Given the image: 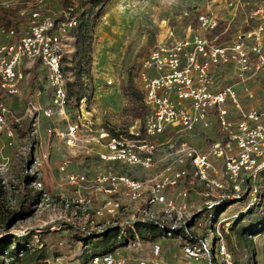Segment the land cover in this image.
Listing matches in <instances>:
<instances>
[{
  "label": "built area",
  "instance_id": "obj_1",
  "mask_svg": "<svg viewBox=\"0 0 264 264\" xmlns=\"http://www.w3.org/2000/svg\"><path fill=\"white\" fill-rule=\"evenodd\" d=\"M18 2L22 0H7L0 8L6 9ZM37 3L41 4L40 0ZM226 6L235 7L236 3L227 1ZM39 7L32 6L28 12L18 13V22L6 17L20 26L0 27V134L9 137L14 127L19 128L22 121H28L29 135L38 146L41 145L38 122L41 118L56 117L66 122L59 136L67 149L80 146L87 156L97 157L103 170L94 175L66 172L67 159H62L57 166L56 170L64 173L63 181L77 193L64 202L65 208L73 207L74 214L80 211L85 217L99 218L100 229L121 226L116 218L131 204L134 222L153 221L174 229L192 220L193 229L203 222L202 218H193L201 208L191 210L184 189L173 197L167 193L181 181L188 179L192 185V182L202 184L205 193L201 195L209 198L203 203L207 208L213 206L211 199L232 200L246 189L254 193L251 183L264 169V110L252 107L243 110L236 86L243 87L245 99H253V91L245 88V84L249 77L264 69V4L248 14V21L253 23L251 30L220 43L215 41L219 22L213 14H197L195 24L185 27L184 36L167 27L134 73V83L147 108L143 118H131L118 131L102 125L93 135H90L89 119L94 109L89 99L84 96L75 100L67 98L65 93V84L73 81L71 72L64 68L66 56L74 51V39L68 31L76 25L77 17L61 11L55 18L41 12ZM229 67L233 70L234 83L217 85L213 71ZM31 72L36 82L43 80L47 86L42 91L46 104L41 107L39 94L30 93L18 116L7 101L20 98V84H25ZM86 83L87 78H82L84 88ZM106 84L110 85V81ZM70 115L73 121L69 123ZM212 123L218 138L205 152L181 138V132L191 133L198 126L208 128ZM51 134L50 128L45 130L46 137L50 138ZM43 153L39 156L36 150L32 152L31 168L39 167L49 156L48 152ZM158 154L162 156L157 158ZM157 163H160L158 173L143 180L112 169L115 165H124L146 171ZM32 184L37 190H43L41 182ZM216 192L220 196L214 198ZM219 216H207L209 228L203 229L204 235L195 236L197 242H182L179 264H200L204 260L206 264L211 261L233 264L222 233L224 220ZM137 248H140L137 241H126V251ZM158 252L159 247L152 246L151 253ZM80 264L164 263L156 257L146 262L114 251Z\"/></svg>",
  "mask_w": 264,
  "mask_h": 264
},
{
  "label": "rangeland",
  "instance_id": "obj_2",
  "mask_svg": "<svg viewBox=\"0 0 264 264\" xmlns=\"http://www.w3.org/2000/svg\"><path fill=\"white\" fill-rule=\"evenodd\" d=\"M37 1L39 0H22V2L2 10L8 12L9 16L7 17L13 18L15 21L20 19L18 13L28 12L30 7L36 5H40L41 12L55 18L60 11H63L61 0H40L41 4H38ZM227 1L229 0H112V6L115 8L107 13V7H105L92 27L90 51L87 57L88 66L85 65L84 57L81 62L83 67L82 78H87L85 97L89 99L91 108L94 109L89 119L90 124H92L89 128L92 133L90 135H93L94 131L102 125L115 131L128 125L131 118L125 117L122 113L124 100L121 97L120 85L128 77H131L134 82V73L139 67L140 60L153 49L160 33H163L167 27H174L180 36H184L185 27L187 25L193 26V19L196 14L210 15L213 13V15L219 16ZM235 1L238 2V8L235 18L228 26V29L231 30L229 39L236 35H243L250 30L252 24L246 20L250 13L249 10L264 4L263 0ZM6 2L7 0H0V7ZM222 22L219 23L218 30H221ZM11 25L14 28L20 26L15 22ZM72 48L74 51L67 55L64 60L65 69L72 67L75 40ZM71 74L72 79H74L72 72ZM213 76L217 85L234 83L233 70L230 67L214 70ZM107 81H110V85L106 84ZM30 85L31 87L22 84L20 86V98L17 100L16 98H9L7 101L18 116L21 114L24 101L30 93L33 95L38 93V98L43 97L42 100L38 99L41 107L46 104L45 97L42 95V91H45L47 87L45 82L42 80L38 83L31 80ZM246 87L253 91V99H245L241 90L243 87L236 86L241 108L247 110V108L252 107L264 110V69L257 75L249 77L245 84ZM16 101H19L20 104H17ZM70 108L72 109V107ZM71 117L70 115L68 118L69 123L73 121ZM38 124L41 139V145L38 146L35 138L29 135L28 121H22L19 128L14 127L13 134L9 137L0 134V210L10 217L11 222L5 227L0 221V237L13 235L18 239L19 246H28L29 249H37L40 245L49 247L55 245L60 251L61 258L64 257L65 259L55 261L47 258L48 264H66L71 260H85V258L105 251H115L130 256L129 251L124 252L126 244L122 241L121 230L123 228L119 229L120 234L114 232V234L102 235L107 230L100 229L99 224L102 220L90 215L85 217L80 211L74 214L73 207L65 208L64 202L74 198L77 193L73 187H69L63 181L64 173L60 174L56 170L57 166L62 159H67L69 164L66 172H85L94 175L103 170L95 159V155L88 157L80 146L74 150L65 147L59 134L64 132L66 122L53 117L51 119L41 118ZM48 128L52 130L50 138L44 135ZM216 129L215 125L208 128L198 126L191 133L181 132V138L198 151L205 152L217 137ZM88 147L95 150L92 143H88ZM35 150L39 156L43 155L44 151H48L49 156L42 161L39 167L31 168L32 152ZM156 165L153 169L146 171L124 165H115L112 169L116 173L143 180L146 178V174L158 171L160 167L156 169ZM261 174L262 172L251 183L255 191L261 183ZM30 177H34V179L30 180ZM188 181V179L183 180L175 189L169 190V196L173 197L178 191L184 189L187 191V198L192 211L204 208L203 203L209 198L201 195L205 193L202 184L192 182L194 183L192 185ZM32 182H41L43 190L34 188ZM50 188L55 189L51 191ZM50 192L51 196L46 195ZM217 195L220 196L216 192L213 195L214 198ZM255 196V192L249 193L242 201L233 203L219 217L220 220H224L222 233L225 243H227L225 239V235H227L228 244L234 256L248 252L249 256L252 255L250 264H264V228L258 231L259 234L247 235L246 239L242 237L239 239L234 231L231 232L230 230L236 219L249 211L256 200ZM132 206L131 204L125 212H119L116 218L117 224L127 227L134 223L131 220ZM1 216L0 213V219H2ZM225 223L226 226L223 225ZM65 224L86 230L92 235V240L85 245L75 243ZM189 226L191 227V223ZM205 228L208 229L209 226L204 216L199 228H190V233L193 236L204 235L203 229ZM124 236L129 239L133 237L140 245V248L131 249V252L132 250L136 252L135 255H132L134 258L147 262L156 257L158 261L165 264H179L180 245L183 242L180 237L174 238L172 235L165 234L150 240H142L136 231L131 230L129 232L126 228L124 229ZM154 245L159 247L157 255L151 253ZM2 259L3 264H10L11 262L8 258ZM237 262L247 264L244 263L245 259L242 256L237 259ZM206 263L207 261L204 260L200 264Z\"/></svg>",
  "mask_w": 264,
  "mask_h": 264
},
{
  "label": "trees",
  "instance_id": "obj_3",
  "mask_svg": "<svg viewBox=\"0 0 264 264\" xmlns=\"http://www.w3.org/2000/svg\"><path fill=\"white\" fill-rule=\"evenodd\" d=\"M112 0H61V7L63 11L69 12V15H75L76 25L74 28L68 31V34L75 40V53L73 59L71 61L72 67L70 70L73 73L74 79L72 82H67L65 85V93L67 98L79 99L86 95V88H84L82 84V69L81 66L82 58L85 59V65L88 66V53H89V45L91 40V30L95 23L96 18L102 12V10L108 5V3ZM264 1V0H263ZM9 16L7 12L0 8V27L6 28L11 25V22L6 18ZM3 21H6L4 23ZM196 22V17L193 19V25ZM192 26V25H191ZM221 30H218L220 25L218 24L214 35L216 36V43H220L228 40L231 30L228 29L229 24H222ZM88 72V71H86ZM121 97L124 100V106L122 109V113L125 117H129L132 119H142L145 113L147 112V108L143 105L142 95L138 90L136 84L133 82L131 77H128L125 82L120 85ZM261 183L259 184L255 196L254 204L249 208V211L245 214H242L240 218L236 219L233 226L230 228L231 232L239 237L245 238L246 236H250L253 234H259V230L264 228V170L261 171ZM260 174V172H259ZM30 180H33L34 177H30ZM27 179V180H29ZM255 190V188H254ZM248 193V189H246L245 193H243L239 198H234L232 200H228L226 198L222 199H211L214 201L213 206L210 208L204 207L202 208L198 214H196L193 218H202L205 220L210 215L214 218L216 216L221 215L225 210H227L233 203H237L238 201H242L243 198H246ZM1 209V207H0ZM2 214L0 221L3 226L7 227L10 224V217H8L2 210H0ZM203 217H200V216ZM191 223V227L193 225V221L190 220L188 222ZM185 224L180 228H164L161 225L153 222H134L131 225L125 226H116L111 229L105 230L102 235H106L108 233L114 232L119 233V229L123 228L122 231V241L126 244V241H133L134 238L131 239L124 236V229H128L130 232L134 230L141 236L142 240H150L155 237L163 236L166 233L172 235L174 238H181L182 241H187L189 243L197 242L195 236L190 233L189 224ZM66 229L71 233V238L77 244L85 245L89 241L92 240V235L82 228H78L71 224H65ZM120 234V233H119ZM225 239L227 241L226 246L227 250L230 251L233 258V264H239L237 259L241 256L245 259L244 263L250 264L252 262V255L249 256V253H241V254H233L231 248L228 244V236L225 235ZM28 246H19L18 239L13 235H3L0 237V264H3L2 258H8L11 260L10 264H48V259L59 260L62 261L65 259L61 258L60 251L54 247L40 245L37 249H29ZM110 251H105L98 253L97 255H103ZM20 254V256H18ZM92 255L85 260H71L69 263H84L88 261L90 258L97 256ZM4 256V257H3ZM208 264H216L214 261H211ZM218 264V263H217ZM241 264V263H240Z\"/></svg>",
  "mask_w": 264,
  "mask_h": 264
},
{
  "label": "crops",
  "instance_id": "obj_4",
  "mask_svg": "<svg viewBox=\"0 0 264 264\" xmlns=\"http://www.w3.org/2000/svg\"><path fill=\"white\" fill-rule=\"evenodd\" d=\"M229 1H234L235 3H236V6L235 7H230V6H224V8H223V10H222V13L221 14H219V16H216L217 18H218V22L220 23L221 21H223L222 23L223 24H229V23H231L232 22V20L235 18V15H236V11H237V8H238V2L237 1H235V0H229ZM112 4H113V2L112 1H110L109 3H108V5L106 6L107 7V13H110V11H112V9H114L115 7H113L112 6ZM255 8H257V6H255L254 8H252V9H250L249 10V12H251V11H253ZM61 12V11H60ZM8 13V12H7ZM198 14H203V13H198ZM211 14H213V13H211ZM208 15V14H207ZM196 16H197V14H196ZM18 20V19H17ZM247 21H248V19H246ZM250 22V21H249ZM251 24H252V27H253V23L252 22H250ZM187 26H190V25H187ZM186 26V27H187ZM252 27H250L249 29L251 30L252 29ZM174 28V27H173ZM249 31V30H248ZM31 80L32 81H36V79H35V75L33 76V74H32V72L31 73H29L27 76H26V79H25V84H27L28 86H30L31 87ZM27 82V83H26ZM24 84V85H25ZM216 84H217V81H216ZM22 84H20V86H21ZM238 92V91H237ZM43 98V97H42ZM42 98H39L40 100H42ZM18 98H16V100H17ZM19 101H16V103L17 104H20V103H18ZM213 125H215L214 123H212L211 125H210V127L211 126H213ZM217 132V131H216ZM218 138V134H217V137L214 139V140H216ZM214 140H213V142H214ZM48 152V151H47ZM58 154H60L61 155V153H58ZM57 155V154H56ZM162 155L161 154H158V156H157V158H159V157H161ZM88 157H90V156H88ZM95 159L97 160V157L95 156ZM97 162H98V164L102 167L103 165L97 160ZM157 167H160V163H157V165H156V169H157ZM160 170V168L158 169V171ZM158 171H156V172H153V173H151V174H146V176H151V175H153V174H156V173H158ZM167 193H169V190L167 191ZM170 194H168V196H169ZM186 201H188V198L186 199ZM189 201H190V199H189ZM125 253H127L128 251H124ZM129 253H131V255H135L136 254V252H134L133 250H132V252L131 251H129ZM165 264V263H164Z\"/></svg>",
  "mask_w": 264,
  "mask_h": 264
}]
</instances>
